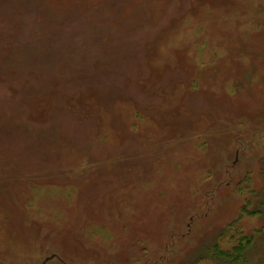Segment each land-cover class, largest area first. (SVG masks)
Returning <instances> with one entry per match:
<instances>
[{"label":"rangeland","instance_id":"rangeland-1","mask_svg":"<svg viewBox=\"0 0 264 264\" xmlns=\"http://www.w3.org/2000/svg\"><path fill=\"white\" fill-rule=\"evenodd\" d=\"M216 244L264 264V0H0V264Z\"/></svg>","mask_w":264,"mask_h":264},{"label":"trees","instance_id":"trees-1","mask_svg":"<svg viewBox=\"0 0 264 264\" xmlns=\"http://www.w3.org/2000/svg\"><path fill=\"white\" fill-rule=\"evenodd\" d=\"M246 210H244V212H245ZM249 215H251V216H255L256 214L255 213H249ZM248 239V244H250V239L249 238H242V241H246ZM243 246H244V244H241V247H239L237 250L239 251L238 252V255H237V257L233 260V255L230 253V252H223L220 248H219V246L216 244L214 247H213V253L214 254H217V255H219L221 258L220 259H223L224 261L225 260H232V261H229V262H233L234 264H235V262H238V261H240V258H242L241 256L243 255L242 253H243V251H244V249L245 248H243ZM218 250H221V251H218ZM227 264H229L228 262H227Z\"/></svg>","mask_w":264,"mask_h":264}]
</instances>
